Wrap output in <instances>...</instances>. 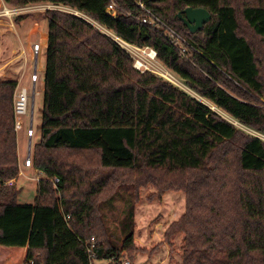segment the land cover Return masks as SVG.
Listing matches in <instances>:
<instances>
[{
  "label": "trees",
  "instance_id": "1",
  "mask_svg": "<svg viewBox=\"0 0 264 264\" xmlns=\"http://www.w3.org/2000/svg\"><path fill=\"white\" fill-rule=\"evenodd\" d=\"M3 1L15 8L59 6L88 19L45 12L41 140L33 149V167L43 178L34 204L17 201L14 183L17 82L0 81L4 264H91L123 254L132 261L145 250L135 241L134 207L150 184L186 194L185 213L164 234L170 248L182 237V264H264V140L257 136H264V0ZM137 3L191 44L189 59L162 28L142 23L148 15ZM112 4L116 18L106 13ZM187 8L212 16L196 34L179 18ZM99 27L156 50L184 89L135 70ZM158 171L173 180L158 181ZM124 188L134 202L125 206L118 244L103 207ZM92 238L94 257L87 248Z\"/></svg>",
  "mask_w": 264,
  "mask_h": 264
},
{
  "label": "rangeland",
  "instance_id": "2",
  "mask_svg": "<svg viewBox=\"0 0 264 264\" xmlns=\"http://www.w3.org/2000/svg\"><path fill=\"white\" fill-rule=\"evenodd\" d=\"M48 9H58L66 11L68 9L52 6L49 4H36L26 7L18 16H31L39 20L35 32V41L39 42L42 46V52L38 60V68L41 78L45 71V53L48 38V21L45 17V12ZM15 16V17H18ZM84 17V16H83ZM6 18V17H5ZM43 18V19H42ZM9 19V18H8ZM42 19V20H41ZM41 20V21H40ZM90 21V20H89ZM32 23H30V32L33 30ZM100 28V27H99ZM102 31L105 32L101 28ZM29 32V33H30ZM177 78V76L174 74ZM178 85H181L180 80L177 78ZM176 83V81H175ZM183 88V86L181 87ZM184 89V88H183ZM192 97L197 98L200 102L204 103L195 94L189 92ZM208 104V105H207ZM213 111L217 112L227 120L234 123V125L240 127L234 120L226 116L221 111L216 110L212 104L207 103ZM214 107V108H213ZM41 109L40 104L37 102L33 112V127L36 131V136L33 139V146L41 140ZM30 120V115L25 117V121ZM243 129L245 132L251 135H257L249 129ZM26 130V129H25ZM34 131V132H35ZM264 140V136L257 135ZM24 152L21 154V169L19 177L14 180L16 184V189L19 190V195L17 201L21 204H34L37 197V186L39 180L43 178V175L39 174L34 167L27 168L24 165L26 157L28 155V146L24 145ZM174 175L168 173L167 171H158L155 174V178L158 181H172ZM163 186H170L169 183H165ZM129 188L120 189L118 194L108 202L107 205L103 207V213L108 221L109 228L116 233L117 242L120 236L119 223L124 218L125 206L129 199L134 202V198L129 196ZM162 188H157L150 184L145 188L140 189L139 192V202L135 205L134 215L136 222L137 236H135L136 244L139 248H144L145 250L139 251L134 255L132 261L127 254H123L122 258L128 259L132 264H182V237H177L174 241V248H170L168 244L164 242V234L169 227V224L178 221L180 217L186 211V194L183 191H172L167 190L161 192ZM137 237V238H136ZM119 244V242H118ZM165 249H164V247ZM5 254L1 256L0 254V264H4ZM103 264H111L110 261H104ZM113 263V262H112ZM97 264V262H96Z\"/></svg>",
  "mask_w": 264,
  "mask_h": 264
},
{
  "label": "built area",
  "instance_id": "3",
  "mask_svg": "<svg viewBox=\"0 0 264 264\" xmlns=\"http://www.w3.org/2000/svg\"><path fill=\"white\" fill-rule=\"evenodd\" d=\"M137 5L141 9H143L148 15L147 18L142 19V23L148 26H154L155 28H162V30H164L163 35L176 48L180 50L182 57L184 59H189L190 57L189 51L193 49L191 44L188 41H186L182 36H180L177 32H175L172 28L166 25L162 20H160L150 11H148L142 3H137ZM24 9L25 8H12V7L3 8L0 12V16L13 19L15 16H18L21 13H23ZM48 10H58V9H48ZM118 10L119 8H117L114 4H112L109 6V8H107L106 13L112 18H116L118 14ZM65 12L72 13V14H75L76 16H80L82 18L87 19L84 15L71 11L69 9L66 10ZM104 33L108 35L110 38H112L130 56V58L133 60V67L135 70H137L140 73L149 72V73L158 75L162 77L163 79L179 86L177 84L178 82L177 78L174 76V74L170 70H168L163 64L159 62L156 50H154L153 48H149V47L142 48V47H138L136 45L130 44L122 40L121 38L116 37L114 34H112L111 32L107 30H105ZM33 52H34V55L38 58L41 52V46L39 44H35L33 47ZM34 69L35 70L31 74L30 79H31V82L34 85H36V83L39 82V76H38L37 68L35 67ZM13 103H14L15 131L16 133H18L24 130L25 117L28 115V112L30 109L29 89L26 87L19 89L17 86L15 93H14ZM34 134L35 133H34L33 128L27 129V138L32 139L34 137ZM24 165L27 168L33 167V158L31 157L30 154L28 155V157H26ZM58 182L59 180L56 179L54 181V185H56ZM66 219L69 220L70 217L68 216ZM94 243H95V239L92 238L89 243V246L87 247L88 252L91 255V257L95 256ZM112 262H113L112 264H132L128 259H125V258H121L120 260H114ZM91 264H96V262L92 261Z\"/></svg>",
  "mask_w": 264,
  "mask_h": 264
},
{
  "label": "crops",
  "instance_id": "4",
  "mask_svg": "<svg viewBox=\"0 0 264 264\" xmlns=\"http://www.w3.org/2000/svg\"><path fill=\"white\" fill-rule=\"evenodd\" d=\"M11 7L12 6L8 5L3 0H0V12L3 8H11ZM38 22L39 20L37 18L31 16H18V17H14L13 19H8L0 16V81L11 80L17 82L18 88L19 89L24 87L28 88L30 95V109L28 112V114L30 115V120L25 121L24 130L17 133L18 157H19L20 169H21V158H22L21 154L24 152L23 151L24 145L27 144L28 155L30 154L31 157L33 158L34 146L40 142L39 141L33 146V139L36 136V131L34 130L33 127V112L36 103L38 102L40 104V109H41L40 116H42V108L44 101L43 93H44L45 71L43 77L41 78L38 68L39 57L37 58L33 52V47L35 44H39L41 46L39 42L35 41V32L39 24ZM30 23L33 24L32 25L33 30L31 32L29 31ZM41 52H42V46H41ZM45 60H46V53H45ZM35 67L37 68L38 76H39V82L36 83V85H34L30 79L31 74L35 70L34 69ZM28 128H33V130L35 131L34 137L32 139L27 138ZM164 263L165 261H163V264ZM97 264H103V263L100 262Z\"/></svg>",
  "mask_w": 264,
  "mask_h": 264
},
{
  "label": "water",
  "instance_id": "5",
  "mask_svg": "<svg viewBox=\"0 0 264 264\" xmlns=\"http://www.w3.org/2000/svg\"><path fill=\"white\" fill-rule=\"evenodd\" d=\"M184 14L185 17L180 14L179 18L184 22L192 34H196L212 18L211 14L205 9L187 8Z\"/></svg>",
  "mask_w": 264,
  "mask_h": 264
},
{
  "label": "bare ground",
  "instance_id": "6",
  "mask_svg": "<svg viewBox=\"0 0 264 264\" xmlns=\"http://www.w3.org/2000/svg\"><path fill=\"white\" fill-rule=\"evenodd\" d=\"M178 83V82H177ZM179 84V83H178ZM180 86V85H179Z\"/></svg>",
  "mask_w": 264,
  "mask_h": 264
}]
</instances>
